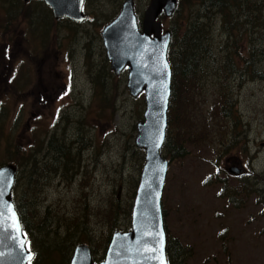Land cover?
I'll return each mask as SVG.
<instances>
[{
	"label": "rangeland",
	"instance_id": "374dc122",
	"mask_svg": "<svg viewBox=\"0 0 264 264\" xmlns=\"http://www.w3.org/2000/svg\"><path fill=\"white\" fill-rule=\"evenodd\" d=\"M4 1L9 6H0L1 167L13 166L16 179V163L22 165L15 192L33 242L43 237L53 246L73 234L80 240L70 250V239L63 244L65 263L52 253L41 264H69L78 245L88 248L94 262L92 256L103 253L113 232L130 230L128 212L144 165V153L134 144L144 99L130 96L126 70L119 76L110 70L100 36L125 0H84V14L91 20L81 24L54 20L42 2ZM149 2L133 0L139 24ZM182 13L188 17L185 9ZM174 18H158L162 33L170 30ZM255 39V71L227 82L246 127L239 148L224 155L218 145L224 139L212 133L213 141L203 135L187 146L185 159H165L161 208L167 238L180 251L182 264H264V183L255 185L259 196L239 190L232 204L218 196L221 182L232 190L239 185L228 173L232 167L241 175L251 174L250 185L254 176L264 174V80L259 77L264 71V29ZM212 40L221 49L219 18ZM246 44L244 39L242 46ZM211 108L206 106L209 113L195 119L211 121L208 115H217ZM51 136L70 149L71 169L64 170L63 161L47 155ZM33 146L40 149V170L25 192V157L30 154L23 153ZM35 245L32 252L41 250Z\"/></svg>",
	"mask_w": 264,
	"mask_h": 264
},
{
	"label": "trees",
	"instance_id": "16d2710c",
	"mask_svg": "<svg viewBox=\"0 0 264 264\" xmlns=\"http://www.w3.org/2000/svg\"><path fill=\"white\" fill-rule=\"evenodd\" d=\"M1 5H4L5 8L8 4L3 0ZM183 9L187 11L188 17H184ZM263 11L264 2L262 0H178L174 13L175 18L169 30L170 44L167 52L171 80L167 127L161 148V156L164 159L172 161L185 159L188 155L187 146L195 144L196 138L198 141L203 138V135L213 141L212 133H216L219 139H224L218 144L224 155L239 148L241 140L246 135V127L238 115L237 101L235 95L228 88L227 82L228 78H231L233 82L234 80L241 81L247 77L249 71L251 73L255 71V36L264 29ZM216 18H219L220 31L224 36L221 49H216L212 40V28ZM244 39L247 44L242 46ZM240 47H244V51ZM259 77L264 80V71ZM206 106H212V112L215 109L217 115L211 113L208 115L211 117V121L205 120L208 117H203L204 121L198 122L195 119L198 115L206 116L209 113V109H205ZM177 119L182 121L181 124H177ZM215 121L216 124L212 125ZM221 122L224 125L220 126ZM42 144L43 141L39 143L40 147ZM3 145L5 146V142L2 143L0 139V150L5 148ZM6 148H9V143ZM45 149L47 155L51 153L54 156L55 161H63L64 170L71 169L68 166L70 149L62 141L57 142L55 137L51 136L47 140ZM39 152L40 149L33 146L29 151L23 153V155L30 154L25 157L28 164L25 192L27 187L33 186L30 182L40 170L36 160V155ZM14 161L16 163V160ZM1 165L3 164H0V167ZM16 167L18 174L20 171L21 175V163L18 165L16 163ZM20 175H17L15 179L11 198L28 245L32 249V246L36 244V248L41 249L38 250L41 252L40 255L38 251L34 252L33 264H41L42 259H46L43 256L47 257V254L55 253L61 257L64 253L63 249H65L63 244L67 242V239H70L71 245L66 250L74 248L73 246L79 244L80 240L73 234L72 237H64L61 242L54 243L53 246L47 245L49 242L43 237L40 240L34 238L33 242L30 236L32 233L30 225L26 220L25 211L22 209L23 203L17 198L15 192ZM251 177V174L235 177L239 184L236 190L228 188L224 181L221 182L224 185L218 194L219 198L226 199L232 204L239 190L247 191L255 197L259 196L261 192L255 185L260 182L264 183V174L254 176L253 185L249 184ZM129 217L131 218V206L128 212ZM43 225L41 226L43 227ZM165 235L167 263L182 264L178 261L180 251L175 245L169 243L166 229ZM109 242L108 239L103 253L99 256H95V254L92 256L94 262H100L103 259ZM59 260L65 263L62 257ZM52 261V259L49 260V263Z\"/></svg>",
	"mask_w": 264,
	"mask_h": 264
},
{
	"label": "water",
	"instance_id": "95a60500",
	"mask_svg": "<svg viewBox=\"0 0 264 264\" xmlns=\"http://www.w3.org/2000/svg\"><path fill=\"white\" fill-rule=\"evenodd\" d=\"M32 1L42 2L55 20L75 23L88 20L82 13L83 0H21L23 4ZM177 3L178 0H150L139 24L133 0H125L117 17L100 34L110 70L115 76L127 71L129 94L134 99L143 95L145 109L143 121L136 125L134 140L135 147L144 153V165L133 200L131 228L127 233H113L105 259L99 264H161V233L162 259L167 264L161 198L168 162L161 156V148L170 97L171 72L167 63L170 33L162 34L157 20L162 15L171 18ZM228 173L235 177L241 175L235 167ZM15 176L13 166L0 168V264H28L33 258L26 250V238L11 200ZM145 248L156 251H145ZM70 264H93L88 248L76 246Z\"/></svg>",
	"mask_w": 264,
	"mask_h": 264
},
{
	"label": "snow or ice",
	"instance_id": "6c2138e0",
	"mask_svg": "<svg viewBox=\"0 0 264 264\" xmlns=\"http://www.w3.org/2000/svg\"><path fill=\"white\" fill-rule=\"evenodd\" d=\"M165 67H166V65H165ZM161 139H162V136H161ZM156 147H159V144H157L156 145ZM13 223L15 224V217H14V214H13ZM16 230H17V232L19 231V228H18V226L16 227ZM161 235V240H160V245H161V247H160V249H159V252H160V254H161V264H163V259H162V255H163V247H162V233L160 234ZM21 245H23V241H21ZM145 251H156V249L155 248H152V249H148V248H145ZM31 259V256L29 255V260ZM145 259H150L149 257H146Z\"/></svg>",
	"mask_w": 264,
	"mask_h": 264
},
{
	"label": "flooded vegetation",
	"instance_id": "af4514ba",
	"mask_svg": "<svg viewBox=\"0 0 264 264\" xmlns=\"http://www.w3.org/2000/svg\"><path fill=\"white\" fill-rule=\"evenodd\" d=\"M33 2H37V1H33ZM30 3H32V2H30ZM30 3H28V4H30ZM23 4V3H22ZM28 4H24V5H28ZM51 15H52V13H51ZM53 17V16H52ZM54 19V18H53ZM55 20V19H54ZM59 20H65V19H59ZM59 20H56V21H59ZM91 20V19H90Z\"/></svg>",
	"mask_w": 264,
	"mask_h": 264
},
{
	"label": "bare ground",
	"instance_id": "6f19581e",
	"mask_svg": "<svg viewBox=\"0 0 264 264\" xmlns=\"http://www.w3.org/2000/svg\"><path fill=\"white\" fill-rule=\"evenodd\" d=\"M20 1V0H19ZM11 17V16H10ZM13 22V21H12ZM96 22V21H95ZM70 30V29H69ZM74 32V31H73ZM97 88V87H96ZM68 122V121H67ZM62 123V122H61ZM64 123H65V121H64ZM58 131V130H57ZM88 132V131H87ZM95 150V149H94Z\"/></svg>",
	"mask_w": 264,
	"mask_h": 264
}]
</instances>
